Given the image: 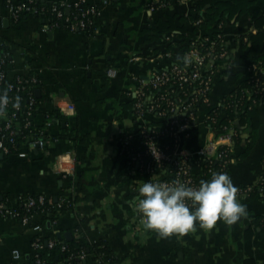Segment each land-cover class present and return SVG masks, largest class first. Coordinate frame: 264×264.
<instances>
[{"label": "crops", "instance_id": "0c3cea01", "mask_svg": "<svg viewBox=\"0 0 264 264\" xmlns=\"http://www.w3.org/2000/svg\"><path fill=\"white\" fill-rule=\"evenodd\" d=\"M6 1L0 0V49L7 46L12 54L8 80L36 69L42 71V85L37 89L41 92L36 95L43 97V101L38 106L35 123L44 126L48 135L45 147L33 152L21 148L28 153L27 158L17 154L0 157V196L5 199L7 208L17 209L20 197L29 194H43L54 198L55 202L61 190L66 198L82 196L76 186L82 183L93 192L92 198L76 203L75 212L61 216L54 229L64 241H67V233H71L72 239L78 234L85 235L93 243L106 240L125 264L263 263L264 232L251 226L253 218L264 215V202L260 198L241 199L247 205L248 214L233 225L221 221L213 229L196 227L190 233L167 238L146 230L144 225L135 227L134 210L128 208L132 198L118 141L124 117L130 110L124 90L133 87L134 76L147 77L153 68L151 60L165 50L159 26L165 24L168 17H176V25L185 26L187 33L193 34L192 26L180 21L190 13L191 4L185 0H169L166 9L151 12L148 4L152 0H84L102 9L94 34L89 35L63 28L45 32L43 21L34 16H26L15 24ZM43 1L49 5L73 2ZM263 12L264 0H254L246 14L224 28L228 51L225 60L218 64L211 93L212 106L248 79L251 58L247 57L242 38L256 31L253 17ZM172 50L177 53L178 45H173ZM109 68H116L118 75L110 78L106 74L108 80L102 82L99 75ZM69 99L77 108L75 117H67L66 124L60 120L45 122L49 114L58 110L55 101L64 103ZM259 112L261 127L254 148L243 161L230 166L229 175L237 187L256 184L262 173L264 106ZM107 122L120 125L117 134L115 132L116 152L108 147L112 131L105 133V129H109L104 126ZM20 125L16 123L17 127ZM63 129H68L69 139L54 141L52 137L60 136ZM77 135L80 140L88 135L89 144H77L74 141ZM248 138V133L243 134L244 141ZM238 151H242V147ZM68 153L75 156L78 164L75 163L73 174L68 177L75 179V184L67 187L54 173V165L57 158ZM83 158L85 160L79 162ZM202 179L208 178L202 176L200 181ZM102 213L106 222L101 221ZM35 236L36 233L18 219L0 216V264H15L12 258L15 249L24 258V262L18 264H28ZM174 251L176 260L171 259ZM86 264H97V261L89 256Z\"/></svg>", "mask_w": 264, "mask_h": 264}, {"label": "built area", "instance_id": "2783aa9c", "mask_svg": "<svg viewBox=\"0 0 264 264\" xmlns=\"http://www.w3.org/2000/svg\"><path fill=\"white\" fill-rule=\"evenodd\" d=\"M185 1L192 6L198 0ZM81 5H86L87 8L79 10ZM168 5L169 0H152L148 4V9L156 12L166 9ZM72 6L78 10L77 13H74L73 17H66ZM6 7L15 24L20 22L23 14L34 16L43 21L45 32L63 27L72 32L94 29L102 15V9L97 4H87L84 0H73L72 3L61 1L50 5L44 3L43 0H7ZM47 11L51 13L48 15ZM53 15H56L59 21L55 20ZM201 23L202 20H198L195 26H200ZM224 28L222 24L218 32H209L207 35L203 34V30L200 29L190 35L189 39L184 40L183 45L178 46L177 53L170 49V45L173 41L180 40L171 33L166 35L164 38L166 48L151 60L153 68L148 76H134L132 78L133 87L124 90L130 110L124 117L118 141L119 156L124 163L125 176L130 185L131 200L138 194V187L145 180L152 179L156 182L168 183L180 180L191 185H199L202 176L210 179L213 173L226 172L231 165L238 163L239 148L236 140L239 133L233 127L222 124L220 117L222 115L224 119L226 115H219L216 110L223 104L227 105V109L230 107L250 109L261 107L264 101L259 104L256 97L264 95V79L259 75L249 78L253 89L243 90V95L239 100L234 103H225L226 100L234 98V95L229 93L217 105L212 106L211 93L218 64L224 61L227 55V50L224 48L226 46ZM247 40V38L243 39L244 42ZM203 42H209L210 45L206 47ZM186 44L188 48L184 49ZM217 48L219 49L216 53ZM185 57H187L186 60ZM3 64L4 59L0 56V67ZM256 69V65H250V72ZM106 74L110 78H115L118 70L109 68ZM8 75L9 72L0 71V84L7 80L10 90L17 87V91L21 92L22 96L28 97L30 102L28 111L22 113L19 119L16 113H13L5 125H0V153L8 157L17 154L20 158H27L28 153L22 151L21 148L26 147L27 150L33 152L37 148L45 147L47 138L34 139L30 136L20 148L12 152L5 143L4 131H10L7 136L9 143L15 144L13 136L17 126L13 127L12 124L20 122V127L30 129V131L36 130L34 112L37 95L34 88L42 85V71L33 70L13 81L8 80ZM245 97L252 101L251 105L246 103ZM55 103H57L61 116L65 118L76 116L77 108L70 99L64 103L59 101ZM19 109L20 105L15 107L16 111ZM229 124L231 125L232 122L229 121ZM75 163L73 154L68 153L61 156L55 162L54 173L61 179H67L73 174ZM258 185V198L264 202V155L262 173L256 184L238 187L240 199L250 197L256 192L255 187ZM63 200L62 198V202ZM45 201L46 195L43 194H39L38 199L27 195L20 197L19 200L26 209L20 222L36 233L31 244L35 264H46L42 257L44 248L41 239L49 236L50 233L38 223L44 211L40 210V214L34 215L31 214V210L36 207L40 208ZM61 203L58 204L59 208ZM0 216L18 219L20 213L8 209L5 203L0 202ZM132 220L137 228L144 225L141 214L136 210L133 211ZM53 224L56 227L58 222L54 221ZM46 243L49 248L60 244L62 251L68 250V247L58 237ZM79 257L84 262L88 259L85 253H81ZM12 258L15 264L24 262L21 252L17 249L12 251Z\"/></svg>", "mask_w": 264, "mask_h": 264}, {"label": "trees", "instance_id": "16d2710c", "mask_svg": "<svg viewBox=\"0 0 264 264\" xmlns=\"http://www.w3.org/2000/svg\"><path fill=\"white\" fill-rule=\"evenodd\" d=\"M254 4V0H198L196 3H194L191 7V11L188 15L183 16L180 18V21L189 24L192 27V32H198L200 29L203 30V34L207 35L209 32H215L219 31L220 25H224L225 27L227 24L231 21H238L244 14H246L249 10V8ZM87 8L86 5H81L80 9ZM77 9L73 6L70 7V12L66 17H73L74 13H77ZM48 15L51 13L48 12ZM26 14L21 15L20 22L24 20ZM55 17V20L59 21V19L56 18V15H53ZM75 16V14H74ZM198 20H202V23L200 26H195V23ZM11 21H13L11 19ZM19 22V23H20ZM253 23L256 28V31L251 32L250 34L244 36L242 39L247 38L248 40L244 42V48L247 49V57L251 58L250 65H256L257 69L253 72H250L248 79L241 82V84L231 91V93L234 95V98H230L226 100L225 103H234L236 100H239L242 97L243 90L247 89H253L251 84L249 83L251 77H254L256 75L261 76L264 79V12L259 17H253ZM63 29H67L66 27H63ZM177 31L178 33H175ZM83 32V31H82ZM87 32L89 35L94 34V29H88ZM176 34L177 39L180 41H173L170 45V49H172L173 45L181 46L184 44V40L189 39L190 35L187 33V29L185 26H178L176 25V17L170 16L167 18V22L165 24H161L159 26V33L162 34L163 41L165 42L164 38L169 33ZM216 34V33H215ZM191 41V40H190ZM204 46L206 47L209 44V42H203ZM187 44L184 45V49H187ZM224 48L228 51V47L224 46ZM217 51L216 53L218 52ZM0 56L4 59V64L0 67V71H5L6 73L9 72L11 64H12V54L10 52L9 47L3 46L0 49ZM102 82H106L108 78L106 77V73H100L99 75ZM233 80L236 79V77H232ZM232 80V79H231ZM8 90V94L10 97L9 106L7 107L6 112L1 115L0 119V125H5L8 121V119L13 115V113H16L17 118L19 119L22 116V113H26L28 111L29 106V98L26 96H22L21 92L17 91V87H15L13 90H10V85L7 80L2 82L0 84V90ZM38 88H34V91L36 92ZM19 96L21 97L20 102V109L19 111L15 110V107L13 106L15 97ZM256 97V96H254ZM258 100V103L261 104L264 101V95L256 97ZM43 101V97L38 98L36 96L35 98V107L36 111L34 112L35 117L37 116V109L39 104ZM245 101L248 105H251L252 101H249L248 97H245ZM227 105L223 104L219 108H217V112L219 115L225 114L226 117L223 119L221 115V122L224 125H229L230 127H233L235 130L238 131L239 136L236 140L237 147L241 148L242 151H238L239 155V162L243 161L252 151L254 148L256 139L258 137V132L261 127V116L259 109L263 107L264 105H261V107H252L245 108V107H230L227 109ZM53 120H60L62 124H66L67 118L61 116L59 110H55L51 114H49L45 118V122H52ZM229 121L232 122V124H229ZM13 127H16V124H12ZM15 135L13 136L15 144H10L8 140V134L10 131H4V134L6 135L5 143L11 148V151L13 152L17 148H20L23 143L26 142V140L31 136L34 139H39L41 137L48 138V135L46 134L44 130V126H37L36 130L30 131V129H25L22 126L20 128H15ZM42 132H45V134H41ZM248 133L249 138L244 141L243 134ZM53 139H69V133L68 129H63L62 134L58 137H52ZM74 141L79 145H87L88 142V135H84L83 138L80 140L79 135H77L74 139ZM243 145V146H242ZM1 156V153H0ZM4 156V155H3ZM5 158H8V156H4ZM85 159L83 158L79 162H83ZM78 163L76 162V165ZM215 166V165H214ZM213 166V167H214ZM228 174H230V169L226 171ZM65 182V186H70L75 184V179L67 178L63 179ZM76 186L79 188L82 196L75 195L70 198H65L64 196V190H61L60 193L57 195L58 201L55 202L54 198H49L46 196V201L43 206L36 207L35 209L31 210V214L38 215L40 214V210L44 211V214L40 217L39 224L43 225L46 232H49V236L43 237L41 239V243L43 244V251H42V257L46 261V264H86L87 261H83L80 259V254L85 253L87 255V258L89 256H93L97 264H125L124 261L119 259L115 252L111 249L109 243L106 240H100L97 243L91 242L87 236L78 234L75 236L71 241L67 242L63 239H60V241L65 244L68 247L67 251H62V247L60 244H57L53 248H49L47 245V241L50 239H56L58 236V233L55 231V225L53 224L54 221H57L59 223V220L62 215H65L69 212H75V205L76 203L84 200V201H90L92 198V193L87 187H85L82 183H77ZM240 187V186H239ZM245 187V186H242ZM259 185L255 187L256 192H254L250 197L245 199L246 201H251L252 199L258 198V189ZM98 189V188H96ZM95 189V190H96ZM30 197L38 199L39 195L29 194ZM62 198L64 199L62 202ZM0 202L4 203L5 199L0 196ZM62 202V203H61ZM61 203V207H58V204ZM129 210H133L131 208V205L129 204ZM18 213H20V217H18V220L20 221L23 215L26 213V209L23 207V205H19L17 209H15ZM101 221L106 222V217L104 214H101ZM105 226H107L105 224ZM251 226H255L256 228L260 229V233L264 232V215L255 217L251 220ZM171 259L176 260L177 254L174 251L171 253ZM264 263V262H263ZM28 264H35L33 256L30 257Z\"/></svg>", "mask_w": 264, "mask_h": 264}, {"label": "clouds", "instance_id": "9594fccd", "mask_svg": "<svg viewBox=\"0 0 264 264\" xmlns=\"http://www.w3.org/2000/svg\"><path fill=\"white\" fill-rule=\"evenodd\" d=\"M9 101L8 90H0V115L6 112ZM20 102L21 97L16 96L13 106L18 107ZM238 193L239 188L227 172H216L199 185L180 180H145L130 204L141 214L146 230L167 238L190 233L196 227L213 229L221 221L227 225L237 223L248 214Z\"/></svg>", "mask_w": 264, "mask_h": 264}, {"label": "rangeland", "instance_id": "374dc122", "mask_svg": "<svg viewBox=\"0 0 264 264\" xmlns=\"http://www.w3.org/2000/svg\"><path fill=\"white\" fill-rule=\"evenodd\" d=\"M170 34V33H169ZM168 34V35H169ZM171 34H173L172 32H171ZM173 36L177 39V37H176V34H173ZM104 126H106V127H109V129H107V131H106V129H105V133L106 134H108L110 131H112V133H111V135H110V138L108 139V147L110 148V149H114V151L116 152V146H117V143L115 142V132H116V134H117V132L119 131V129H120V125L119 124H117V122H112L111 124L110 123H105L104 124ZM117 141V140H116Z\"/></svg>", "mask_w": 264, "mask_h": 264}, {"label": "water", "instance_id": "95a60500", "mask_svg": "<svg viewBox=\"0 0 264 264\" xmlns=\"http://www.w3.org/2000/svg\"><path fill=\"white\" fill-rule=\"evenodd\" d=\"M40 92H41L40 90H37V91H36V94L39 95ZM0 157L3 158L2 155H1ZM57 236H58L59 239L62 238V237H61V234H58ZM65 238H66L67 241H71V240H72V235H71V233H67V234L65 235Z\"/></svg>", "mask_w": 264, "mask_h": 264}]
</instances>
